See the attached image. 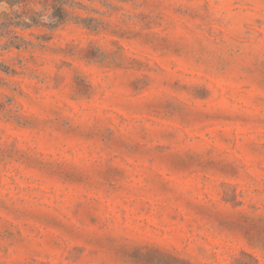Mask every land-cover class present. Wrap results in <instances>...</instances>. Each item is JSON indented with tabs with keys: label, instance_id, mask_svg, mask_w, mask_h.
<instances>
[{
	"label": "rangeland",
	"instance_id": "374dc122",
	"mask_svg": "<svg viewBox=\"0 0 264 264\" xmlns=\"http://www.w3.org/2000/svg\"><path fill=\"white\" fill-rule=\"evenodd\" d=\"M0 264H264V0H0Z\"/></svg>",
	"mask_w": 264,
	"mask_h": 264
}]
</instances>
